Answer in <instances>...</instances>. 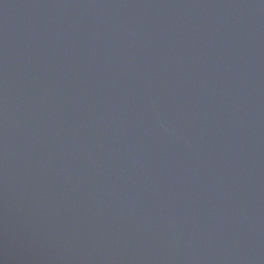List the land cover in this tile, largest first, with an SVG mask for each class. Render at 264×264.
I'll use <instances>...</instances> for the list:
<instances>
[{
	"label": "water",
	"instance_id": "water-1",
	"mask_svg": "<svg viewBox=\"0 0 264 264\" xmlns=\"http://www.w3.org/2000/svg\"><path fill=\"white\" fill-rule=\"evenodd\" d=\"M0 264H264V0H0Z\"/></svg>",
	"mask_w": 264,
	"mask_h": 264
}]
</instances>
